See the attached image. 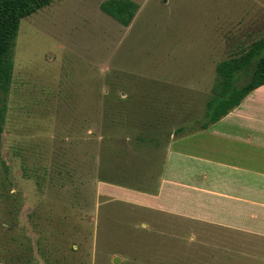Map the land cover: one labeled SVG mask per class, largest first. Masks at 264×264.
Returning <instances> with one entry per match:
<instances>
[{
    "label": "rangeland",
    "instance_id": "1",
    "mask_svg": "<svg viewBox=\"0 0 264 264\" xmlns=\"http://www.w3.org/2000/svg\"><path fill=\"white\" fill-rule=\"evenodd\" d=\"M104 1L55 0L21 23L3 134L11 188L34 192L35 183L22 178V160L48 165V151L59 147L72 162L77 157L78 170L74 183L64 179L65 189L51 192L63 202L55 215L42 197L22 203L0 185V264L24 263L29 248L32 264H252L250 256L264 255V242L247 235L130 208L117 209L115 227L98 217V182L92 176L85 183L89 156L75 136L106 79L127 83L139 97L155 84L171 131L198 127L217 64L230 47L264 35V0H133L140 9L129 28L102 12ZM167 148L140 163L127 184L143 188L158 176Z\"/></svg>",
    "mask_w": 264,
    "mask_h": 264
},
{
    "label": "trees",
    "instance_id": "2",
    "mask_svg": "<svg viewBox=\"0 0 264 264\" xmlns=\"http://www.w3.org/2000/svg\"><path fill=\"white\" fill-rule=\"evenodd\" d=\"M54 1L0 0V185L9 192L14 186V181L11 167L3 154V134L14 81V49L22 21L50 6ZM100 8L124 28H129L140 6L133 0H106ZM263 85L264 35L249 44L230 47L229 56L216 66L211 97L206 103L205 115L201 123H198L199 126L190 130L182 126L172 132V124L168 122L167 114L162 113L166 103L162 100L163 96L157 92L155 84L150 87L152 91L148 90L139 97L132 93L127 83L113 85L106 79L103 86L99 85L100 94L93 104L94 112H84L81 131L75 136L82 137V145L78 143L77 146H82L85 156H89L87 164L90 177L85 183L95 176L96 182L141 190L127 184L130 176L136 175V172L139 174L137 167L141 166L140 163L151 162L158 151L165 145L169 146L174 138L188 136L216 124ZM118 128L123 129V135L116 134L115 130ZM59 136L57 135V138H60ZM60 141L65 142L64 139ZM16 155L21 156L22 153L19 151ZM66 157L67 149L59 147L55 153L48 151V165L31 164L27 159H23L20 165L22 178L35 183L34 192H28L31 189L25 192L26 188H14L12 191L21 198L22 203L29 201L24 199L25 196L42 197L40 202L48 203V214L55 215L60 211L63 202L51 197L55 194L51 192L64 190V179L74 183L73 174L78 170L77 157L74 162ZM56 182L59 186L54 185ZM28 254L27 261L21 264H32L30 248Z\"/></svg>",
    "mask_w": 264,
    "mask_h": 264
},
{
    "label": "crops",
    "instance_id": "3",
    "mask_svg": "<svg viewBox=\"0 0 264 264\" xmlns=\"http://www.w3.org/2000/svg\"><path fill=\"white\" fill-rule=\"evenodd\" d=\"M146 184L98 182L94 213L115 227L120 209H136L264 242V85L208 129L174 138L160 174ZM250 257L264 264V255Z\"/></svg>",
    "mask_w": 264,
    "mask_h": 264
}]
</instances>
